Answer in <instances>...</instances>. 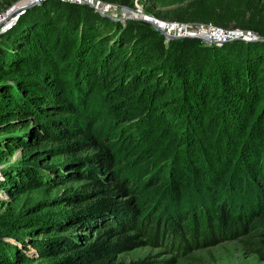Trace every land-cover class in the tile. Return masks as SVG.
<instances>
[{
  "label": "trees",
  "instance_id": "trees-1",
  "mask_svg": "<svg viewBox=\"0 0 264 264\" xmlns=\"http://www.w3.org/2000/svg\"><path fill=\"white\" fill-rule=\"evenodd\" d=\"M240 9L195 18L227 27ZM14 17L0 32V264H121L138 237L178 252L237 233L264 258L263 29L167 40L68 0Z\"/></svg>",
  "mask_w": 264,
  "mask_h": 264
},
{
  "label": "rangeland",
  "instance_id": "rangeland-1",
  "mask_svg": "<svg viewBox=\"0 0 264 264\" xmlns=\"http://www.w3.org/2000/svg\"><path fill=\"white\" fill-rule=\"evenodd\" d=\"M20 1L22 0H0V16L14 17L15 15L11 14V8ZM98 2L110 6L106 9V13L121 15L123 16L121 19L123 21L132 18L149 22L155 30L154 24L156 23L154 20L156 19L169 24H185L190 30L197 31H201L203 28L207 29L210 25H215L223 29L238 31L241 34L238 37L246 39L252 37L248 32L256 34L250 28L259 27L264 30V0H98ZM213 3H218L219 5L227 4L232 8L240 6L241 9L238 12L240 11L243 18L239 20L243 23L238 24L236 21L229 23L226 21L227 24L225 26L227 27H223L217 25L214 19L202 20L195 18L196 10L212 6ZM161 29L165 34L158 31L159 33L165 37L171 36L173 37L172 39L198 38L206 43H212L199 34H197L198 36H183L177 35L174 32L169 33L162 27ZM15 156H19V152ZM84 184V182L73 181L53 187H45L43 190L35 192L33 198L35 202L38 200L48 201L50 205L53 204L50 201L63 197L67 192L82 189ZM119 196L118 199L128 200L134 195L131 193ZM0 211L4 212L5 207H1ZM135 234L140 236L138 232L134 230L130 231V235ZM242 238L243 236L238 233L218 238L212 236L204 243L196 244L188 250L177 252L176 249H170L167 243L144 242L143 237H138L136 241L134 240L136 242L134 245L119 251L117 258L121 264L136 261H142L145 264H264V258L257 253H251L244 246ZM137 241H143L144 243L141 244ZM192 256H196L197 258L195 259Z\"/></svg>",
  "mask_w": 264,
  "mask_h": 264
},
{
  "label": "built area",
  "instance_id": "built-area-1",
  "mask_svg": "<svg viewBox=\"0 0 264 264\" xmlns=\"http://www.w3.org/2000/svg\"><path fill=\"white\" fill-rule=\"evenodd\" d=\"M68 1H76V2H82V1H85V2H88L94 6H96L97 8H101L106 11V9H108L110 6H106L105 4L103 3H100L98 2V0H68ZM101 5V6H100ZM15 17H2L0 16V28H1V32L6 30L7 27L10 26V24L12 23V20L14 19ZM148 18V17H147ZM156 24H158V26L164 28L167 32H174L176 33L177 35H193V36H198L197 34L201 35L202 37L206 38L207 40L211 41L212 43L213 42H223V41H227V40H230L232 38H239L238 36L241 35L238 31H234V30H230V29H223V28H220L218 26H215V25H210L209 28L207 29H202L201 31H197V30H190L188 28L187 25L185 24H169V23H166L164 21H161V20H154ZM151 22H153L151 20ZM250 34V36L254 37L255 34H252L251 32H248ZM250 37V38H252ZM248 38V39H250ZM246 39V38H245Z\"/></svg>",
  "mask_w": 264,
  "mask_h": 264
},
{
  "label": "water",
  "instance_id": "water-1",
  "mask_svg": "<svg viewBox=\"0 0 264 264\" xmlns=\"http://www.w3.org/2000/svg\"><path fill=\"white\" fill-rule=\"evenodd\" d=\"M38 1H40V0H32V1H30V5L29 6H20V7H15V6H13L12 8H11V14L12 15H18L21 11H23L24 9H26L27 7H32V6H34ZM154 27L156 28V30L157 31H159V32H161V33H163V34H165L164 33V31L161 29V27L160 26H158V25H156V24H154ZM167 37V39L169 40V39H172L173 37H171V36H166ZM209 43V42H208Z\"/></svg>",
  "mask_w": 264,
  "mask_h": 264
},
{
  "label": "bare ground",
  "instance_id": "bare-ground-1",
  "mask_svg": "<svg viewBox=\"0 0 264 264\" xmlns=\"http://www.w3.org/2000/svg\"><path fill=\"white\" fill-rule=\"evenodd\" d=\"M30 1H32V0H22V1H20V2H18L16 5H15V7H20V6H29L30 4Z\"/></svg>",
  "mask_w": 264,
  "mask_h": 264
}]
</instances>
